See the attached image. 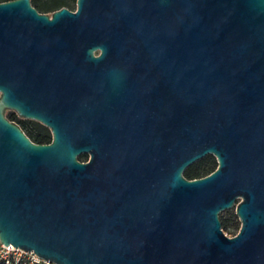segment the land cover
Wrapping results in <instances>:
<instances>
[{
  "label": "water",
  "instance_id": "1",
  "mask_svg": "<svg viewBox=\"0 0 264 264\" xmlns=\"http://www.w3.org/2000/svg\"><path fill=\"white\" fill-rule=\"evenodd\" d=\"M0 242L56 264H264V0L0 2Z\"/></svg>",
  "mask_w": 264,
  "mask_h": 264
},
{
  "label": "trees",
  "instance_id": "2",
  "mask_svg": "<svg viewBox=\"0 0 264 264\" xmlns=\"http://www.w3.org/2000/svg\"><path fill=\"white\" fill-rule=\"evenodd\" d=\"M9 1V0H0V2ZM31 5L35 7L38 12L41 13H49L55 10H58L62 7H66L70 10H75L76 8V0H31ZM23 130L26 135L37 144H46L51 141V133L50 131L40 125L39 123H33L31 126L26 125L23 126ZM85 155H80L78 159L81 161ZM217 167L216 158L212 155H207L199 161L195 162L191 166H189L183 173V175L191 180L195 178H201L212 171ZM222 228L226 227V224L221 222Z\"/></svg>",
  "mask_w": 264,
  "mask_h": 264
},
{
  "label": "built area",
  "instance_id": "3",
  "mask_svg": "<svg viewBox=\"0 0 264 264\" xmlns=\"http://www.w3.org/2000/svg\"><path fill=\"white\" fill-rule=\"evenodd\" d=\"M0 264H56L49 260L40 258L35 253L32 255V251H25L20 248L5 247L0 242Z\"/></svg>",
  "mask_w": 264,
  "mask_h": 264
},
{
  "label": "rangeland",
  "instance_id": "4",
  "mask_svg": "<svg viewBox=\"0 0 264 264\" xmlns=\"http://www.w3.org/2000/svg\"><path fill=\"white\" fill-rule=\"evenodd\" d=\"M76 8V7H75ZM51 13V12H49ZM85 157L82 158L81 161H87L88 155L83 154ZM219 219L221 222L226 224V227H223L222 230L226 236L232 237L237 234L240 228V221L235 214L234 208L222 211L219 213Z\"/></svg>",
  "mask_w": 264,
  "mask_h": 264
},
{
  "label": "flooded vegetation",
  "instance_id": "5",
  "mask_svg": "<svg viewBox=\"0 0 264 264\" xmlns=\"http://www.w3.org/2000/svg\"><path fill=\"white\" fill-rule=\"evenodd\" d=\"M5 116H6V118L7 119H9L10 121H12V122H14V123H16L21 129H22V131L25 133V131L23 130V126H26V125H32L34 122L35 123H39V122H37V121H35V120H31V119H26V118H22V117H20V116H18V114L16 113V112H14V111H12V110H7L6 112H5ZM40 125H42L41 123H39ZM42 126H44V125H42ZM44 127H46V126H44ZM47 128V127H46ZM49 131H50V129L49 128H47ZM51 133V132H50ZM25 135H26V133H25ZM27 136V135H26ZM28 137V136H27ZM51 138H52V136H51ZM30 139V138H29ZM31 140V139H30ZM33 142V141H32Z\"/></svg>",
  "mask_w": 264,
  "mask_h": 264
}]
</instances>
